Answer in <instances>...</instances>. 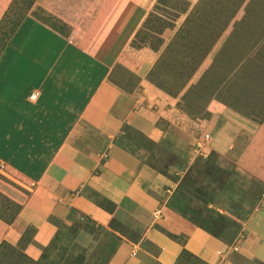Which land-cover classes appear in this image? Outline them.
I'll return each instance as SVG.
<instances>
[{"label":"crops","instance_id":"1","mask_svg":"<svg viewBox=\"0 0 264 264\" xmlns=\"http://www.w3.org/2000/svg\"><path fill=\"white\" fill-rule=\"evenodd\" d=\"M129 6L123 17L94 15L98 19L85 25L61 20L70 25L63 31L28 18L14 32L9 45L17 34L22 50L37 38L46 44L33 46L30 56L43 61L58 52L42 78L26 68L18 79L0 76V159L8 179L27 190L2 241L14 248L28 242L34 262L73 215L84 214L105 228L109 264H264V115L238 113L215 95L201 97L200 106L186 98L192 106L163 114L155 110L153 88L131 90L113 80L133 41L122 39L135 15V2ZM113 27V41H103L101 32ZM18 52L4 46L0 63L19 69ZM30 77L36 81L20 82ZM34 90L39 96L31 101ZM214 104L218 112L230 105L248 124L229 130L232 124L214 116L222 127L202 142V150L212 152L205 159L191 115L203 112L196 118L205 125ZM187 116L193 121H184ZM223 160L243 180L232 186L234 179L226 178L232 193L216 198L213 190L220 192L223 180L214 166ZM244 186L257 193L249 204L240 198Z\"/></svg>","mask_w":264,"mask_h":264},{"label":"rangeland","instance_id":"2","mask_svg":"<svg viewBox=\"0 0 264 264\" xmlns=\"http://www.w3.org/2000/svg\"><path fill=\"white\" fill-rule=\"evenodd\" d=\"M246 1L120 0L115 4L110 0H0V51L8 43L5 49L10 46L19 50V54H24L19 56L13 53L20 60L19 69L9 70L5 66L6 62L10 63L9 60L0 63V76L8 78L12 75L13 79H18L22 68H26L32 75L41 74L42 78L54 62L57 50L43 61L30 56L33 46L42 49L46 45L39 38L32 40V44L24 46L26 48L22 50L24 39L16 34L17 41L9 45L19 24L26 19H34L51 30L63 31L64 26L70 25L62 21L69 19L85 25L98 19L94 15L105 14L108 19L111 16L123 17L126 8H132L129 5L135 2L134 18L128 22L127 33L122 35L123 40L129 38V42L133 38V41L128 45V50L120 55L119 64L112 72L113 80L120 81L124 88L131 90L137 86L153 88L155 110L163 114L175 113L179 109L180 113L185 107L192 106L188 98L200 106V98L203 100L210 95L217 96L216 101L219 98L228 101L239 109L236 110L238 113L260 114L264 110V99L261 100L264 94V0ZM87 30L84 32L87 33ZM133 32L135 36H132ZM115 33V27L106 34L101 32L104 35L101 39L112 42ZM54 44L60 49L59 42ZM24 60H27V64ZM31 60L42 70H37L36 65L31 66ZM29 80L36 81L30 77L20 82L29 83ZM215 106L210 110L212 112L205 125L196 118L203 116V112L199 110L197 116L191 115L198 123L194 124L197 142L201 140L207 144L211 138L209 130L218 127L219 131L222 127L221 124L216 125L219 120L215 117L221 119L222 116L232 124L229 130L243 128L244 122L247 123L241 114L231 112L233 108L230 105L228 112H218L219 108ZM184 121L193 120L187 116ZM199 125L200 131L196 129ZM224 163L223 160L213 165L216 178L223 180L222 192L213 190L218 196L216 198L231 194L228 184L233 186L237 179L243 180V176L236 177V167H224ZM7 175L0 174V264H109V237L103 232L105 228L101 230V227H96V221H91L84 214L73 215L70 224L62 226L54 238L42 246L35 263L30 261V256L37 255L33 254L28 242L15 248L6 245L2 235L19 213L27 195V190L14 185ZM228 177L234 180L226 185L224 180ZM242 189V200H248V204L251 199L255 200L257 193H247L246 186ZM241 199L239 201L242 202Z\"/></svg>","mask_w":264,"mask_h":264},{"label":"built area","instance_id":"3","mask_svg":"<svg viewBox=\"0 0 264 264\" xmlns=\"http://www.w3.org/2000/svg\"><path fill=\"white\" fill-rule=\"evenodd\" d=\"M38 96H39V91L38 90H34L30 94L29 99L31 101H35V100H37ZM3 171H5V163L0 159V172H3Z\"/></svg>","mask_w":264,"mask_h":264},{"label":"clouds","instance_id":"4","mask_svg":"<svg viewBox=\"0 0 264 264\" xmlns=\"http://www.w3.org/2000/svg\"><path fill=\"white\" fill-rule=\"evenodd\" d=\"M203 145V143L202 142H198L195 146H196V149L199 151L200 149L202 150V148H201V146ZM200 150V151H201ZM212 153V152H211ZM211 153H209V155H208V151L206 150V149H203L202 150V158H205L206 159V157H207V159H208V157L211 155ZM5 171H3V172H0V174H5L4 173Z\"/></svg>","mask_w":264,"mask_h":264},{"label":"trees","instance_id":"5","mask_svg":"<svg viewBox=\"0 0 264 264\" xmlns=\"http://www.w3.org/2000/svg\"><path fill=\"white\" fill-rule=\"evenodd\" d=\"M149 20V18L146 20V21H148ZM23 22H21L19 25H21ZM19 27V26H18ZM10 41V40H9ZM8 44V43H7ZM7 44H5V47L7 46ZM229 104V103H228ZM250 104H252V103H250ZM232 105V104H231ZM254 109H255V107H254ZM254 109H253V111H254ZM239 110V109H238ZM252 111V112H253ZM251 115V114H250ZM259 115H264V110L259 114ZM212 154V153H211ZM6 245H8L7 243H5ZM8 246H10V245H8ZM12 247V246H11ZM109 249H110V252H111V247H109Z\"/></svg>","mask_w":264,"mask_h":264}]
</instances>
